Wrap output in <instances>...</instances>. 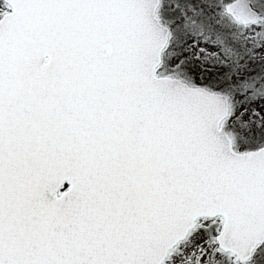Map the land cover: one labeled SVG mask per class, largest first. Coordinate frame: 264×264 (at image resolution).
<instances>
[{"label": "snow or ice", "instance_id": "snow-or-ice-1", "mask_svg": "<svg viewBox=\"0 0 264 264\" xmlns=\"http://www.w3.org/2000/svg\"><path fill=\"white\" fill-rule=\"evenodd\" d=\"M0 264H264V0H0Z\"/></svg>", "mask_w": 264, "mask_h": 264}]
</instances>
